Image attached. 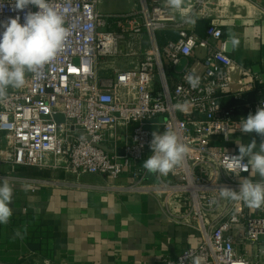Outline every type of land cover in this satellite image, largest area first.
<instances>
[{"label": "built area", "instance_id": "1", "mask_svg": "<svg viewBox=\"0 0 264 264\" xmlns=\"http://www.w3.org/2000/svg\"><path fill=\"white\" fill-rule=\"evenodd\" d=\"M140 2L112 23L100 0H50L68 37L41 75L27 74L25 86L0 102V165L111 180L130 172L136 183L117 189L157 197L171 221L199 232L193 246L166 264H264V206L249 208L218 191H238L240 179L250 178L251 169L231 172L230 158L239 153L222 144L246 134L238 124L264 106V98L248 97L262 77L229 55L219 25L199 38L163 0ZM38 10L18 11L13 0H0V20L19 15L23 23L27 11ZM170 25L178 39L160 46L157 34ZM197 48L208 50L199 70L190 63ZM190 75L199 78L195 88ZM178 103H186L183 111ZM166 129L189 152L153 181L142 164L152 154V133ZM107 144H115L112 152Z\"/></svg>", "mask_w": 264, "mask_h": 264}, {"label": "crops", "instance_id": "2", "mask_svg": "<svg viewBox=\"0 0 264 264\" xmlns=\"http://www.w3.org/2000/svg\"><path fill=\"white\" fill-rule=\"evenodd\" d=\"M100 1V12L112 23L141 7L140 0ZM198 1L188 0L195 24L185 23L164 0L163 6L199 38L206 37L211 24L219 25L229 55L262 77L248 97L264 98V0H200L203 5ZM177 36L178 30L170 25L157 34V41L164 46ZM232 36L239 41L236 47ZM207 54L208 50L197 48L191 66L201 69ZM253 140L258 150L262 138L255 132L232 135L222 145L239 153L237 141L247 146ZM114 146L107 144V151ZM0 177L16 185L10 204L13 214L8 224H0V264H166L199 239L194 228L171 221L157 197L117 189L136 183L130 172L111 180L0 165ZM250 178L260 180L259 174ZM19 218L35 219V223L19 222Z\"/></svg>", "mask_w": 264, "mask_h": 264}, {"label": "clouds", "instance_id": "3", "mask_svg": "<svg viewBox=\"0 0 264 264\" xmlns=\"http://www.w3.org/2000/svg\"><path fill=\"white\" fill-rule=\"evenodd\" d=\"M15 10L23 11L29 5L39 10L27 11L21 17L16 15L6 20H0V102L7 100L9 90L22 89L26 84L27 74L41 75V70L62 51L68 37L63 15L56 10L50 0H13ZM166 7L179 12L185 23L195 24L196 20L189 10L188 0H164ZM233 47L239 41L231 37ZM189 84L195 88L199 78L188 76ZM183 111L185 104L175 106ZM238 128L243 133L255 132L262 140L257 150L253 140L245 146L237 141L239 155L232 156L234 162L231 172L237 176L240 172L251 169L250 176L259 174L260 180L241 178L239 190L220 186L219 196L236 202H243L249 208L264 206V106L255 114H249L242 119ZM227 138V136H226ZM152 154L144 161L142 167L148 174L167 176L180 166L189 152V147L180 142L173 130L166 129L163 133L153 132L150 141ZM246 158V162H245ZM16 185L10 184L7 177H0V224H8L13 214L10 204Z\"/></svg>", "mask_w": 264, "mask_h": 264}, {"label": "trees", "instance_id": "4", "mask_svg": "<svg viewBox=\"0 0 264 264\" xmlns=\"http://www.w3.org/2000/svg\"><path fill=\"white\" fill-rule=\"evenodd\" d=\"M210 26H211V25H210ZM210 26H209V27H210ZM209 27H208V28H209ZM207 30H208V29H207ZM178 36H179V33H178ZM178 36H177V38H176L175 40L178 39ZM175 40H173V41H175ZM18 220H20L19 222H21V221H22V222H29L30 224L35 223V219H34V220H26V221H25L24 219L19 218ZM36 231H37V233H38L39 228H38ZM43 237H44V234H43Z\"/></svg>", "mask_w": 264, "mask_h": 264}, {"label": "water", "instance_id": "5", "mask_svg": "<svg viewBox=\"0 0 264 264\" xmlns=\"http://www.w3.org/2000/svg\"><path fill=\"white\" fill-rule=\"evenodd\" d=\"M57 121H58L59 123L62 122V120H61L60 117H57ZM142 165H143V164H142ZM149 178L152 179L153 181H155V176H154L153 174H150V175H149Z\"/></svg>", "mask_w": 264, "mask_h": 264}, {"label": "rangeland", "instance_id": "6", "mask_svg": "<svg viewBox=\"0 0 264 264\" xmlns=\"http://www.w3.org/2000/svg\"><path fill=\"white\" fill-rule=\"evenodd\" d=\"M227 2V1H226Z\"/></svg>", "mask_w": 264, "mask_h": 264}]
</instances>
